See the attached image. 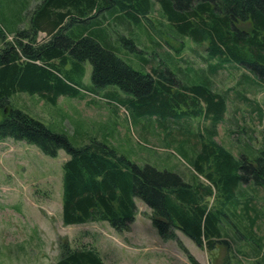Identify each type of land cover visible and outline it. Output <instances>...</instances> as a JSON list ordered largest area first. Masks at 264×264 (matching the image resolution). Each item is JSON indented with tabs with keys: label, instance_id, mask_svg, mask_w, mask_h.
<instances>
[{
	"label": "trees",
	"instance_id": "obj_1",
	"mask_svg": "<svg viewBox=\"0 0 264 264\" xmlns=\"http://www.w3.org/2000/svg\"><path fill=\"white\" fill-rule=\"evenodd\" d=\"M37 1L27 27L18 28V19L8 29L0 19V140H25L52 156L61 149L70 154L63 166L64 223L108 221L117 231L129 230L140 198L152 209L149 217L164 239H178L181 230L213 251L219 244L240 242L236 228L245 231L244 239L256 254L251 264H264V233L259 234L257 225L264 210L250 206L246 193L264 189V141L254 145L252 136L245 142L240 138L236 153L216 139L230 103L216 81L225 66L248 71L240 78L243 90H264V1ZM132 23L140 31L127 39L122 31L135 32ZM42 31L48 37L39 42ZM120 34L124 43H133L132 57L115 37ZM141 34L150 46L143 44ZM172 39L204 43L206 59L216 60L205 68L184 69L172 49H161L163 42L174 47ZM142 44L158 56L149 70L150 50L141 52ZM88 62L93 65L91 86L84 82ZM113 86L124 91L106 92L117 103L115 112L117 106L125 107L143 125V135H158L161 146L176 149L190 171L169 168L157 148L133 151L144 158H131L115 145L114 130H99L76 145L68 131H55L14 104L21 92L57 103L61 95L82 97ZM198 116L209 118L210 125L194 127L191 118ZM62 245L55 264H107L96 246L73 247L68 240Z\"/></svg>",
	"mask_w": 264,
	"mask_h": 264
},
{
	"label": "rangeland",
	"instance_id": "obj_2",
	"mask_svg": "<svg viewBox=\"0 0 264 264\" xmlns=\"http://www.w3.org/2000/svg\"><path fill=\"white\" fill-rule=\"evenodd\" d=\"M36 3L37 0H31L29 4L27 0H0L2 23L12 29L20 19L18 28L27 27V15ZM156 6L158 9V5ZM151 16L155 17L157 13L154 12ZM132 28H136V31H122L127 39H135L136 33L140 31L134 23ZM141 35L145 42L143 44L150 46L146 35ZM13 37L11 34L9 39L13 40ZM47 37L46 32H39L38 41L43 42ZM115 37L121 40L122 35ZM182 42L172 39L174 47L169 48L163 42L161 48L167 51L172 49L171 54L179 60L182 68H205L216 60L206 59V44ZM143 44L139 45L141 52L142 48L149 49L150 51H146L147 56L151 59L158 57L151 48H146ZM120 45L131 57L136 53L132 42L124 43L121 40ZM175 48L182 49L181 53ZM125 59L130 62L129 58ZM152 60L145 65L147 70L153 66L152 62L156 63L155 59ZM247 72L242 66L227 64L216 80L217 87L228 92L230 98L229 111L217 126L216 139L236 153L239 151L236 142L248 141L251 136L254 145H260L264 141V90H243L244 87L239 82L242 74ZM92 74L93 65L88 62L84 82L89 86L93 84ZM113 87L114 89H101L96 94L84 92L82 97L61 95L57 103H52L39 94L21 92L15 95L14 104L53 130L68 131L76 145L84 144L91 136L97 135L99 130H114L112 140L115 145L120 152L131 158H144L143 155H133V151L144 147L151 151L157 148L156 154L163 155L169 168L177 169L178 166L181 170L190 171L188 163L176 149L161 146L158 135L154 138L150 134L149 139L143 135V125L125 107L117 106L118 111L115 112L113 106L117 103L109 101L106 92L124 95V91L118 86ZM261 109L263 116L260 114ZM191 121L194 127L200 124L206 128L211 123L209 118L201 116L193 117ZM70 157L65 149L52 156L25 140L12 137L0 140V264H55L61 254L63 240H68L73 247L96 246L107 264H251L256 261V254L244 239L247 234L245 231L240 233L236 228L233 229L234 234L241 241L232 243L233 247L219 244L213 251L198 245L181 230L177 232L178 239H164L149 217L152 209L140 198L136 199L138 214L129 230L117 231L108 221L64 223L63 166ZM191 171L194 172L193 169ZM200 178L207 182L204 176ZM246 193L252 199L250 206L256 205L263 208V211L264 189L249 190ZM251 213V216H256L254 209H251ZM257 225L259 234H263V216L258 217ZM230 253L233 261L228 259Z\"/></svg>",
	"mask_w": 264,
	"mask_h": 264
},
{
	"label": "water",
	"instance_id": "obj_3",
	"mask_svg": "<svg viewBox=\"0 0 264 264\" xmlns=\"http://www.w3.org/2000/svg\"><path fill=\"white\" fill-rule=\"evenodd\" d=\"M264 1V0H263Z\"/></svg>",
	"mask_w": 264,
	"mask_h": 264
}]
</instances>
